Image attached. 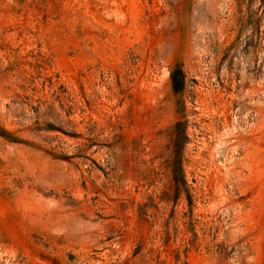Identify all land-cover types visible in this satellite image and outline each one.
Wrapping results in <instances>:
<instances>
[{
	"label": "rangeland",
	"instance_id": "obj_1",
	"mask_svg": "<svg viewBox=\"0 0 264 264\" xmlns=\"http://www.w3.org/2000/svg\"><path fill=\"white\" fill-rule=\"evenodd\" d=\"M0 264H264V0H0Z\"/></svg>",
	"mask_w": 264,
	"mask_h": 264
},
{
	"label": "bare ground",
	"instance_id": "obj_2",
	"mask_svg": "<svg viewBox=\"0 0 264 264\" xmlns=\"http://www.w3.org/2000/svg\"><path fill=\"white\" fill-rule=\"evenodd\" d=\"M153 1V0H152ZM139 55V54H138ZM231 96V95H230Z\"/></svg>",
	"mask_w": 264,
	"mask_h": 264
}]
</instances>
